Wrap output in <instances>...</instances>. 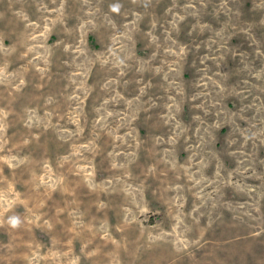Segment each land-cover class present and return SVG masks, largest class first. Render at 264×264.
<instances>
[{"label": "rangeland", "instance_id": "rangeland-1", "mask_svg": "<svg viewBox=\"0 0 264 264\" xmlns=\"http://www.w3.org/2000/svg\"><path fill=\"white\" fill-rule=\"evenodd\" d=\"M0 249L264 264V0H0Z\"/></svg>", "mask_w": 264, "mask_h": 264}, {"label": "bare ground", "instance_id": "bare-ground-1", "mask_svg": "<svg viewBox=\"0 0 264 264\" xmlns=\"http://www.w3.org/2000/svg\"><path fill=\"white\" fill-rule=\"evenodd\" d=\"M14 2V1H13ZM21 3V2H20ZM18 6V5H17ZM30 7H32L33 9H35V11H36V14H37V17H39V13H41L42 15L44 14V11H40L39 9H37L36 8V6L32 3V2H30V5H29ZM41 9V8H40ZM6 13H7V15L9 16L10 15V13H9V10H6ZM76 14V13H75ZM12 15H14L13 13H12ZM18 19H19V21L20 22H22V21H24L23 19H22V17H20V16H18V15H15ZM77 17H82V10H80L79 11V14L77 15ZM28 18V17H27ZM30 20V19H29ZM74 20V19H73ZM72 20V21H73ZM65 21H67V20H65ZM76 21V20H75ZM74 21V22H75ZM67 22H69V21H67ZM69 24V23H68ZM73 24V23H72ZM22 36H25V30L23 31L22 30ZM23 39H24V37H23ZM79 64V63H78ZM29 65V64H28ZM71 67V66H70ZM11 68V67H10ZM56 70V69H55ZM63 73V72H62ZM91 82V81H90ZM89 82V83H90ZM61 83H64V84H66V83H68L69 85H71V84H73L74 83V80L71 78V75L69 74H65L64 76H62V78H61ZM87 83H88V81H87ZM128 86V85H127ZM63 91H64V93H66V87H65V89H62ZM129 91V90H128ZM162 92V91H161ZM64 95H66V94H64ZM144 95V94H143ZM61 96H62V94H60V93H58V95H57V97L58 98H61ZM62 99H63V97H62ZM137 101H135L134 102V104L136 103ZM69 106V104H67V102H66V104L65 105H62L61 106V108H60V111L61 110H63V107H68ZM140 106V105H139ZM59 114V113H58ZM173 170V169H172ZM180 174V173H179ZM169 177V176H168ZM93 235V234H92ZM178 238V237H177ZM166 239H169L170 241H171V239H172V237H170V236H166ZM93 240V239H92ZM92 243V242H91ZM174 243H172V244H170V246H172V247H174ZM111 252V251H110ZM116 255V254H115ZM9 257H11V256H8L7 255V253L5 252V250H3V249H0V264H6L7 262H9ZM105 257L107 258V255H105ZM115 257V256H114Z\"/></svg>", "mask_w": 264, "mask_h": 264}]
</instances>
